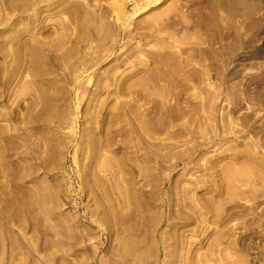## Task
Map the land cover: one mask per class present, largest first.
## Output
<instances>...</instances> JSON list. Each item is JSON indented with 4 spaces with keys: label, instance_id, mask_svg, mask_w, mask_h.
<instances>
[{
    "label": "rangeland",
    "instance_id": "1",
    "mask_svg": "<svg viewBox=\"0 0 264 264\" xmlns=\"http://www.w3.org/2000/svg\"><path fill=\"white\" fill-rule=\"evenodd\" d=\"M0 264H264V0H0Z\"/></svg>",
    "mask_w": 264,
    "mask_h": 264
},
{
    "label": "bare ground",
    "instance_id": "2",
    "mask_svg": "<svg viewBox=\"0 0 264 264\" xmlns=\"http://www.w3.org/2000/svg\"><path fill=\"white\" fill-rule=\"evenodd\" d=\"M119 8H120V9H121V11H122L123 7H122V6H119Z\"/></svg>",
    "mask_w": 264,
    "mask_h": 264
}]
</instances>
